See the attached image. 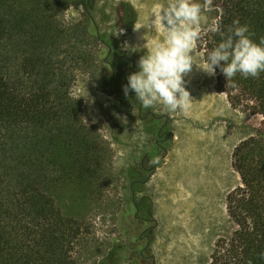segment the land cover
<instances>
[{
    "label": "rangeland",
    "instance_id": "rangeland-1",
    "mask_svg": "<svg viewBox=\"0 0 264 264\" xmlns=\"http://www.w3.org/2000/svg\"><path fill=\"white\" fill-rule=\"evenodd\" d=\"M46 1L32 0L22 6L33 12L40 3L41 37L44 18L54 21L53 28L60 27L59 23L78 25L74 27V44L49 33L41 51L56 61L52 83L64 85L62 88L80 103L83 122L92 126L86 138L92 143L90 151L97 153L91 155L99 157L98 166L94 156L84 161L92 168L83 185H77L76 170L68 184L54 171L56 207L64 216L88 221L90 245L101 248L88 255L84 264H132L131 258L140 252L137 235L147 226H151V239L143 254L151 260L142 264H205L227 222L226 194L239 182L231 163L233 148L251 132L250 124H258L259 116L250 115L242 106L234 108L226 94L217 91L214 76L195 64L184 77L192 100L182 111L172 113L159 104L146 109L131 90L125 97L122 86L127 84L128 74L138 71L140 56L148 52L145 46L156 41L157 31L161 32L159 25L146 33L143 28L134 31V26L149 16H158L168 0H65L68 8L58 13L47 7ZM126 5L135 16L132 26L128 24L132 13ZM219 14L212 0L211 10L201 13L202 38ZM89 19L101 40L89 32L93 31ZM120 29L123 32L117 34ZM137 45L144 47L132 51ZM197 46L193 55L202 66L203 51ZM22 47L26 50L27 43ZM63 56L68 62L61 66L58 58ZM39 131L47 134L46 129ZM158 133L166 139L164 149L155 142L160 138ZM144 169L151 171L147 174ZM136 175L144 183L141 190L132 193L130 186ZM133 205L145 210L137 213ZM147 206L149 214L145 215ZM140 216L152 221H143Z\"/></svg>",
    "mask_w": 264,
    "mask_h": 264
},
{
    "label": "trees",
    "instance_id": "trees-1",
    "mask_svg": "<svg viewBox=\"0 0 264 264\" xmlns=\"http://www.w3.org/2000/svg\"><path fill=\"white\" fill-rule=\"evenodd\" d=\"M29 1L0 0V264H84L88 255L101 248L90 245L88 221L64 216L56 207L54 171H59L65 184L76 170L77 185H83L92 168L84 161L94 156L98 166L99 157L90 151L92 143L86 134L92 126L83 122L80 103L64 85L52 83L56 61L41 51L49 33L74 44L78 25L59 23L53 28L54 21L43 17L41 37V5L38 2L28 12L22 4ZM46 4L55 13L69 6L65 0ZM214 6L220 9L221 31L227 33L239 20L248 26L254 41L264 38V0H214ZM126 9L132 13L129 5ZM89 20L93 28L89 32L101 40L94 21ZM134 22L132 13L129 26ZM219 42L220 34L212 31L197 41L205 61ZM58 62L66 65L67 57ZM214 84L234 108L242 106L259 116V122L250 124L251 132L233 148L231 163L239 182L226 194L227 222L205 264H264V72L255 78L238 73L227 81L217 68ZM41 128L46 135H41Z\"/></svg>",
    "mask_w": 264,
    "mask_h": 264
},
{
    "label": "clouds",
    "instance_id": "clouds-1",
    "mask_svg": "<svg viewBox=\"0 0 264 264\" xmlns=\"http://www.w3.org/2000/svg\"><path fill=\"white\" fill-rule=\"evenodd\" d=\"M211 6L212 0H168L166 6L160 7L158 16H149L134 26V31L143 28L146 33L159 25L163 39L153 41L150 51L140 56L138 71L128 74L127 84L122 86L126 98L131 90L144 108L159 104L175 113L192 100L184 77L194 64L209 76H215L219 68L227 81L238 73L244 78H255L264 72V38L259 43L254 41L248 26L241 25L239 20L233 21L234 27L227 33L221 31L219 21L215 22L210 31L220 34L221 42L207 54L202 66L196 63L193 53L201 36V13L205 9L210 11ZM122 32L120 29L117 34ZM140 47L144 45L131 50L138 51Z\"/></svg>",
    "mask_w": 264,
    "mask_h": 264
},
{
    "label": "flooded vegetation",
    "instance_id": "flooded-vegetation-1",
    "mask_svg": "<svg viewBox=\"0 0 264 264\" xmlns=\"http://www.w3.org/2000/svg\"><path fill=\"white\" fill-rule=\"evenodd\" d=\"M131 20H132V17H131L130 20L128 21V24H129V25L131 24ZM158 136H159L160 138L156 139L155 142L158 144V146H160L161 148L164 149L165 146H166V145H165L166 139H162V138H161V137L164 136V135L161 134V133H159ZM155 163H156V162H154V164H155ZM143 171H144V172H147V174H148V173H150L149 171H151V170H149V169H144ZM136 176H137V177L134 178V180L131 182V186H130V190H131L132 193H135L137 190H138V191L141 190V185H142V183H144V181L142 180L141 176H138V175H136ZM133 206H134V209H135V211H136L137 213L140 212V211L143 212V209H144V208H142V207H140V206H135V205H133ZM146 208H147V209H146V211H145V215H148V214H149V206H147ZM144 210H145V209H144ZM137 216H138V214H136V217H137ZM140 217H141V219H142L143 221H147V222L152 221L150 218H148V217H146V216H140ZM150 227H151V226L143 227V229L141 230V232H139V234L137 235V236H138V237H137V242L140 244V245H139L140 252H139L138 255H137V254L135 255V256H137V258H135V256H134V259L131 258L132 264H142L141 261L143 262V260H145V261H150V260H151V256H146V255L143 254L144 249L148 247L149 242H150V239H151V235H150V230H151V229H150ZM118 250H119V248H116V250H114L115 253H117Z\"/></svg>",
    "mask_w": 264,
    "mask_h": 264
},
{
    "label": "bare ground",
    "instance_id": "bare-ground-1",
    "mask_svg": "<svg viewBox=\"0 0 264 264\" xmlns=\"http://www.w3.org/2000/svg\"><path fill=\"white\" fill-rule=\"evenodd\" d=\"M158 1V0H157ZM162 1V0H161ZM163 3L164 2H166V0L165 1H162ZM161 2V3H162ZM133 4L135 5V1L133 2ZM158 4V3H157ZM160 5V4H159ZM164 5V4H163ZM166 5V4H165ZM155 30V29H154ZM153 31V30H152ZM145 32V31H144ZM148 35V34H147ZM149 37V36H148ZM154 37V36H153ZM156 40H162L163 39V35H162V32H160L159 30L157 31V33H156ZM145 38V37H144ZM144 40V39H143ZM154 40V39H153ZM142 42H144V41H142ZM140 44V43H139ZM151 46H152V42L151 43H149V44H147L146 46H145V49H147L148 51H150V49H151Z\"/></svg>",
    "mask_w": 264,
    "mask_h": 264
},
{
    "label": "water",
    "instance_id": "water-1",
    "mask_svg": "<svg viewBox=\"0 0 264 264\" xmlns=\"http://www.w3.org/2000/svg\"><path fill=\"white\" fill-rule=\"evenodd\" d=\"M157 167V165H156V163L154 164V166H153V169H155Z\"/></svg>",
    "mask_w": 264,
    "mask_h": 264
}]
</instances>
